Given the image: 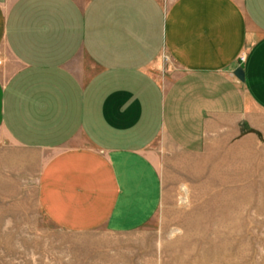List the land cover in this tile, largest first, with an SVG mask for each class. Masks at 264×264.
Wrapping results in <instances>:
<instances>
[{"label":"crops","instance_id":"1","mask_svg":"<svg viewBox=\"0 0 264 264\" xmlns=\"http://www.w3.org/2000/svg\"><path fill=\"white\" fill-rule=\"evenodd\" d=\"M0 60V136L64 230L148 221L154 142L264 130V0H0Z\"/></svg>","mask_w":264,"mask_h":264},{"label":"rangeland","instance_id":"2","mask_svg":"<svg viewBox=\"0 0 264 264\" xmlns=\"http://www.w3.org/2000/svg\"><path fill=\"white\" fill-rule=\"evenodd\" d=\"M147 152L162 188L150 219L69 231L40 208L36 167L17 162L26 152L0 136V264H264V130L202 154L168 142Z\"/></svg>","mask_w":264,"mask_h":264},{"label":"built area","instance_id":"3","mask_svg":"<svg viewBox=\"0 0 264 264\" xmlns=\"http://www.w3.org/2000/svg\"><path fill=\"white\" fill-rule=\"evenodd\" d=\"M239 60L240 62H243L245 60V53L242 52L240 55H239ZM1 61V60H0ZM168 61V55L166 54H162L161 55V63H162V67L166 64V62Z\"/></svg>","mask_w":264,"mask_h":264},{"label":"water","instance_id":"4","mask_svg":"<svg viewBox=\"0 0 264 264\" xmlns=\"http://www.w3.org/2000/svg\"><path fill=\"white\" fill-rule=\"evenodd\" d=\"M234 75L240 80H244V73L240 66L236 67L234 70Z\"/></svg>","mask_w":264,"mask_h":264}]
</instances>
